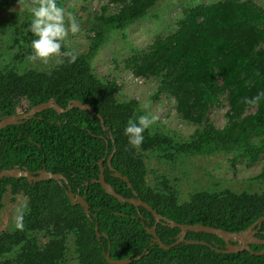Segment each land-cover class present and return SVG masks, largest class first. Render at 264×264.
Listing matches in <instances>:
<instances>
[{
    "label": "trees",
    "instance_id": "1",
    "mask_svg": "<svg viewBox=\"0 0 264 264\" xmlns=\"http://www.w3.org/2000/svg\"><path fill=\"white\" fill-rule=\"evenodd\" d=\"M156 1L107 0L100 10H93L89 48L77 53L62 42L61 53L72 52L76 56L73 63L68 57L54 55L58 62L48 69H0V118L25 112L49 98L61 107L70 99L79 100L94 111L91 114L72 107L57 113L47 108L0 129V170L16 166L61 173L73 191L79 187L92 218L88 219L79 204L71 205L65 187L52 179L29 183L25 177H2L0 210L6 192L22 194L28 208L23 214V229L0 230V255L9 254L2 264H69V235L78 264H110L105 251L113 259H131L126 264H264V253L216 251V246L224 247L223 240L204 232L187 231L185 239L207 244L180 242L169 249L151 245L152 236L144 226L155 225L165 244L176 240L179 228L161 221L154 224L146 208L120 202L92 181L101 160L104 180L115 192L132 197L134 190L156 213L181 224L234 232L264 216V191L197 190L179 202L177 189L166 178L156 187L148 185L144 164L150 151L161 149L165 159L173 154L223 151L252 164L264 156V9L252 0L184 5L172 30L156 35L144 51L124 59L112 54L117 71L154 80L155 98L161 94L173 97L177 118L194 127L187 139L148 128L140 146L133 147L124 127L130 119L143 115L139 102L119 101L115 96L120 90L117 78L98 77L92 62L104 35L142 18ZM18 21L19 17L17 24L11 22L17 45L14 59L22 62L31 54L30 41L36 37L28 30L29 24L22 26ZM258 94L259 100L252 103ZM21 101L26 106L19 110ZM219 106H224L222 126H216L210 117L211 108ZM96 114L102 117L105 129ZM109 155L110 166L127 177L131 188L108 171ZM255 178L264 181V163ZM94 224L101 234L99 239ZM255 229V236L264 239V221ZM41 235L47 238L45 242H39ZM249 246L255 251L264 247Z\"/></svg>",
    "mask_w": 264,
    "mask_h": 264
},
{
    "label": "rangeland",
    "instance_id": "2",
    "mask_svg": "<svg viewBox=\"0 0 264 264\" xmlns=\"http://www.w3.org/2000/svg\"><path fill=\"white\" fill-rule=\"evenodd\" d=\"M217 0H157L148 13L142 18L128 25L123 30H112L104 35L92 66L98 77H116L121 89L116 93V98L121 101L137 99L143 115L156 116L158 119L150 125L149 130H157L168 133L180 134L187 139L193 126L188 125L170 115L173 101L163 94L155 98L154 80L137 78L133 82L132 76L124 70L115 69L111 62L112 54L117 59H124L133 52H141L152 42L156 35L164 36L174 27L175 20L181 16V7L193 3H210ZM264 9V0H252ZM59 3V4H58ZM107 0H58V6L70 13L79 25V31L72 33L67 31L64 43L73 52H85L90 46V23L93 10H100ZM38 0H0V69L14 67L17 71L29 68L48 69L58 57L50 56L46 61L28 60L21 62L14 59L17 45L13 43L14 28L11 25L18 23L26 25L30 23L31 14L29 8L37 6ZM15 13V14H14ZM69 17H65V27L68 28ZM19 27L18 25H16ZM117 74V75H116ZM26 106L25 101L18 103V109ZM253 111V108L250 109ZM224 106L211 108L210 117L216 126H222ZM162 116L165 120L161 122ZM149 151L145 152L146 155ZM164 150L150 151L144 160L146 166V181L148 185L156 187L162 178H166L169 185L177 189L179 201H186L189 194L197 190H221L260 192L264 191V181L255 178L256 173L264 163V156L247 164L241 156L234 159L235 153L217 151L206 155L173 154L171 159L162 156ZM26 197L22 194H4L2 208L0 210V230L9 231L15 228L17 209L21 204L26 205ZM25 209V211H26ZM47 240L39 236V242ZM66 259L69 264H78L75 259L72 235L66 239ZM9 254L0 255V264Z\"/></svg>",
    "mask_w": 264,
    "mask_h": 264
},
{
    "label": "water",
    "instance_id": "3",
    "mask_svg": "<svg viewBox=\"0 0 264 264\" xmlns=\"http://www.w3.org/2000/svg\"><path fill=\"white\" fill-rule=\"evenodd\" d=\"M72 107H77L81 110H87L91 114H94V111L92 110L91 106H89L87 103H84L82 101L70 99L67 102V104L65 105V107H61L60 105H58L53 100V98H49L45 102H41V103H37V104L32 105L25 112H21V113H17V114H11V115L1 117L0 118V129L5 127L6 125L22 122V121L26 120L27 118H32L35 113H37L43 109L52 108L57 113H61V112L67 111L68 109H70ZM96 116L101 123L102 129H105L102 117L99 114H96ZM113 151H114V149H113ZM110 158H111V155H109L108 159H107L108 165H110L109 164ZM98 164L100 166V171H102V169H103L102 161L100 160L98 162ZM109 169L113 170V168L110 166H109ZM112 174L114 177L123 180L126 183L127 187H129V188L131 187V184L128 181L126 176L119 174L115 170H113ZM2 177H13V178L25 177L28 182H30V181H42V180H48V179H53L57 182H60V180H63L66 182V179L59 173H51V172H48L44 169H41V170L37 171V175L32 176L26 167H24L23 169H20L16 166H14L12 168H8V169H1L0 170V179ZM92 181L99 183L101 188L103 189V191L105 193L116 198L120 202H126V203L133 204L136 207L142 206V207L146 208L148 211H150L152 213V215L154 217V224L161 221L162 223H165L166 225H168L170 227H178L179 228V231H178L177 236H176L177 237L176 240L170 244H165L160 240V238L156 234L155 225H152L151 227L144 226L145 230L148 233H150L152 236V240L150 242L151 245L153 243H156L162 249H169L172 246H174L180 242L207 244L203 240L185 239V234L187 233V231H194V232H204V233H208V234H213V235L218 236L220 239H222L224 242V247L220 248L219 246H216L215 247L216 251H221L223 253H236V252H239L241 250H247L249 253L255 254V255H261L264 253V247L255 251V250H252L249 246L251 244L264 245V239H261V238L255 236V234L257 232V229H255V227L259 228L262 221H264V216L258 217L247 228H245L243 230H239V231H234V232L233 231H227V230H224L222 228L211 227V226H206V225L197 224V223H195V224H181V223H177V222H175L169 218H166V217L156 213L155 210H153V208L147 202H144L139 197H137V193L134 190H132V195H133L132 197H124L121 194L115 192L112 185L107 183L104 180V176L101 172L98 173V178L93 179ZM66 194L69 197L70 204L71 205L79 204L82 207L85 215L88 217L89 220H91L92 218L89 215L88 205H87V202L84 200V198L82 196H77V197L75 196L74 197L68 191H66ZM94 231H95V234L97 236V239H99L101 234L98 231L97 224H94ZM102 235L105 236V234H102ZM140 256L141 255L135 256L134 259H138ZM104 257L107 260V262L110 264H126V263H129L131 260L129 258L113 259L110 257L108 251L104 252Z\"/></svg>",
    "mask_w": 264,
    "mask_h": 264
},
{
    "label": "clouds",
    "instance_id": "4",
    "mask_svg": "<svg viewBox=\"0 0 264 264\" xmlns=\"http://www.w3.org/2000/svg\"><path fill=\"white\" fill-rule=\"evenodd\" d=\"M29 12L31 14V20L28 25V30L36 38L30 41V48L32 52L27 57V59H39L41 61H46L50 56L63 55L69 58V63H73L76 60V56L70 51H64L63 53H61V47L62 42L65 40V37L67 35V31L70 30L72 33H76L79 31V25L77 24L75 18L72 17L70 13H66L64 8L58 6L57 0H38L37 6L30 7ZM66 16L69 17V24L67 29L65 27ZM129 74L132 76V78H134L133 82L136 81L135 79H137L138 77L133 76L131 73ZM170 98L173 101L172 111L170 115H173L175 114V103L173 97ZM259 98L260 95L258 94L257 97L253 98L252 103H255L257 100H259ZM165 118V116H162L159 120L163 122ZM157 119L158 117L154 115H140L135 120L130 119L124 127V134L128 138V143L133 147H139L144 140L143 133ZM66 191L67 190H65V193ZM25 209L26 205L24 204H21V206L17 209V215L15 217L16 229H23L22 220Z\"/></svg>",
    "mask_w": 264,
    "mask_h": 264
},
{
    "label": "flooded vegetation",
    "instance_id": "5",
    "mask_svg": "<svg viewBox=\"0 0 264 264\" xmlns=\"http://www.w3.org/2000/svg\"><path fill=\"white\" fill-rule=\"evenodd\" d=\"M101 137H104V136H101ZM106 145H107V143H106ZM107 159H108V157H107ZM106 159V160H107ZM107 166H108V171L109 172H111V174H112V172H113V170H111V169H109V166L110 165H108L107 164ZM97 167H98V171H97V178H98V173H104V167H103V165H102V167H103V169H102V171H100V166H99V164L97 165ZM111 167V166H110ZM29 172H30V174L32 175V176H35V175H37V171H39V170H41V169H27ZM113 175V174H112ZM104 176V175H103ZM96 178V179H97ZM32 182H36V181H30L29 183H32ZM60 185H62L63 187H65V190H67L68 192H70L74 197L76 196H82L83 198H84V195L81 193V190L79 189V187H76V189L73 191V187L68 183V181H60V182H58ZM84 185H86L87 184V182L86 181H84V183H83ZM66 194V193H65ZM16 195V194H15ZM66 196H67V198H68V200H69V197H68V195L66 194ZM178 197V196H177ZM179 200V199H178ZM179 202H183V201H179ZM177 236V235H176ZM177 238V237H176Z\"/></svg>",
    "mask_w": 264,
    "mask_h": 264
}]
</instances>
